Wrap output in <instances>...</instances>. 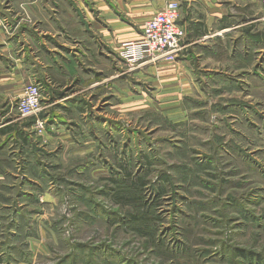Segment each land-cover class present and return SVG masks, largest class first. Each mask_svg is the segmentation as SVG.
Instances as JSON below:
<instances>
[{"label":"rangeland","instance_id":"374dc122","mask_svg":"<svg viewBox=\"0 0 264 264\" xmlns=\"http://www.w3.org/2000/svg\"><path fill=\"white\" fill-rule=\"evenodd\" d=\"M261 3V52L256 43L241 66L251 72L195 73L199 89L183 94L143 71L160 63L125 59L139 31L118 34L114 75L96 62L103 41L83 32L80 7L55 17L89 73L77 81L75 64L74 82L55 77L73 97L57 121L41 112L45 130L21 118L0 133V264H247L238 250L264 260Z\"/></svg>","mask_w":264,"mask_h":264},{"label":"crops","instance_id":"0c3cea01","mask_svg":"<svg viewBox=\"0 0 264 264\" xmlns=\"http://www.w3.org/2000/svg\"><path fill=\"white\" fill-rule=\"evenodd\" d=\"M173 1L180 4L179 22L186 30L183 50L175 66L161 62L158 67L143 71L158 70L162 75L161 81L172 78L175 81L173 88L175 91L179 89L180 94L188 93L184 90L199 89L195 73L204 77L225 75L228 74L225 64L231 65L237 77L251 72L241 66L252 58L249 51L256 50V43L258 52H261L262 34L257 26L263 14L261 0ZM165 3L166 0H0V133L21 128L17 103L28 84L42 87L44 109L41 117L48 121L54 116L52 119L57 121V114L53 113L55 106L64 105L73 96H67L65 92L68 84H59L55 77L60 74L67 82H74H70V66L75 64L79 69L77 81L84 77L85 65L81 60L87 53L85 50L72 52L74 48L68 39H64V30L55 17L75 14L80 7L90 21L88 26L81 24L83 32L92 34L94 40H98L97 35L100 34L103 41L101 51L106 56L101 51L96 52V62L101 64L104 61V64L109 63V67L113 63L116 75L118 34L122 39L128 36L130 40H138L144 25ZM93 13L97 14V19ZM43 15L45 20H39ZM39 28H45V32H38ZM138 31L140 33L132 37ZM82 43L85 40H77L79 47ZM63 61L67 66L60 64ZM252 63L256 65L255 57ZM93 70V73L90 71L93 75L101 73L95 68ZM53 71L55 73L51 74ZM179 76L181 81L177 78ZM109 77L115 76L109 73ZM101 84L95 83L92 87L95 89ZM6 128L7 131L3 130Z\"/></svg>","mask_w":264,"mask_h":264},{"label":"built area","instance_id":"2783aa9c","mask_svg":"<svg viewBox=\"0 0 264 264\" xmlns=\"http://www.w3.org/2000/svg\"><path fill=\"white\" fill-rule=\"evenodd\" d=\"M179 18L180 4L166 0L164 7L144 25L139 40L134 45L128 43L124 52L125 59L141 62L142 65L176 61L186 37V30ZM17 110L20 118L35 117L34 127L40 131L45 130V123L39 118L43 108L42 91L38 84H28L24 88Z\"/></svg>","mask_w":264,"mask_h":264},{"label":"trees","instance_id":"16d2710c","mask_svg":"<svg viewBox=\"0 0 264 264\" xmlns=\"http://www.w3.org/2000/svg\"><path fill=\"white\" fill-rule=\"evenodd\" d=\"M30 119H32V124L35 123V117H30ZM239 252L238 255L239 257H241L242 259L247 260V264H264V260L262 258L261 255L254 253V252H249L246 250H238ZM256 260V261H254ZM1 261V260H0Z\"/></svg>","mask_w":264,"mask_h":264}]
</instances>
